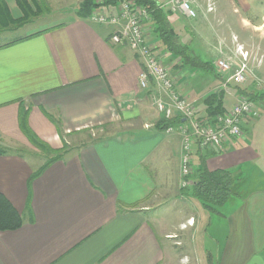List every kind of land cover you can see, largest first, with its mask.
<instances>
[{
    "label": "crops",
    "instance_id": "obj_1",
    "mask_svg": "<svg viewBox=\"0 0 264 264\" xmlns=\"http://www.w3.org/2000/svg\"><path fill=\"white\" fill-rule=\"evenodd\" d=\"M0 1L13 18L23 15L17 0ZM82 1L67 5L66 21L0 43V146L10 150L0 154V194L24 220L0 231V264H213V245L222 246L220 264H246L248 252L264 247V115L248 116L243 136L220 149L196 148L195 170L204 156L210 171L229 170L236 179L234 196L208 211L181 185L182 137L158 126L156 87L140 86L143 60L111 42V26L78 17ZM238 2L250 10L248 0ZM251 53L264 81V42ZM175 72L201 118L218 88L233 99L227 109L242 96L219 72ZM250 83L243 87L258 88L264 109V84ZM22 110L54 148L65 136L80 140L33 179L46 162L21 149L39 151L21 128ZM97 130L105 135L93 139ZM214 215L227 222L222 239L219 230L209 233Z\"/></svg>",
    "mask_w": 264,
    "mask_h": 264
},
{
    "label": "built area",
    "instance_id": "obj_2",
    "mask_svg": "<svg viewBox=\"0 0 264 264\" xmlns=\"http://www.w3.org/2000/svg\"><path fill=\"white\" fill-rule=\"evenodd\" d=\"M106 1L95 0L98 6L89 18L99 24L111 26V42L126 45L143 60L140 86L142 89H148L152 84L156 87L152 100L161 117L166 120L176 117L185 119L176 126L167 127L166 132H177L182 137L181 185L183 188L191 187L194 183L192 176L196 148L202 151L220 149L230 139L243 136L245 119L259 115L258 106L254 100L242 95L225 112L213 118L209 115L201 118L195 101L184 96L178 89V76L171 67L168 53L154 38L149 8L134 0H122L116 5L106 4ZM189 1L191 0H166L163 5H167L174 13L181 11L188 17L195 16ZM237 51L241 55L240 62H235L229 56L216 62L219 74L225 79L224 85L227 86L230 82L245 85L250 81L262 84L263 81L249 64V52L241 44Z\"/></svg>",
    "mask_w": 264,
    "mask_h": 264
},
{
    "label": "trees",
    "instance_id": "obj_3",
    "mask_svg": "<svg viewBox=\"0 0 264 264\" xmlns=\"http://www.w3.org/2000/svg\"><path fill=\"white\" fill-rule=\"evenodd\" d=\"M122 0H107L106 4L116 5ZM137 4L147 6L152 16V26L154 38L158 45L162 47L176 61L174 66L191 68L193 70H203L204 72L213 73L216 71L213 64L205 61L198 55L189 41H186L182 34L175 28L176 13L170 8L163 5L162 0H134ZM23 15L14 19L4 1H0V29L24 26L31 22L33 18L42 14V2L37 0H17ZM47 6V4H45ZM44 6V7H45ZM98 5L95 0H83L79 6L77 16L80 18H89L94 8ZM48 8V6H47ZM180 65V66H179ZM174 68V69H176ZM235 86H230V85ZM228 87L238 89L243 96H248L256 100L258 94L248 91L243 85L228 83ZM206 111L210 117L227 110L225 106V92H213L205 98ZM55 125L59 132L62 131L61 124L55 120ZM182 122V118L176 117L172 120L161 118L158 126L162 129L170 125H177ZM20 125L28 137L29 141L45 155H50V159L44 166L32 176V179L40 174L50 164L62 160L68 153L67 147L53 148L49 143L40 139L28 124V111L22 110L20 114ZM10 150L0 146V154H7ZM202 166L193 173V185L191 194L200 200L203 206L210 212H216L217 208L225 205L235 194L236 179L234 173L229 170L210 171L205 165V157L200 156ZM24 220L22 215L13 206V204L3 195L0 194V231L16 230L22 227Z\"/></svg>",
    "mask_w": 264,
    "mask_h": 264
},
{
    "label": "rangeland",
    "instance_id": "obj_4",
    "mask_svg": "<svg viewBox=\"0 0 264 264\" xmlns=\"http://www.w3.org/2000/svg\"><path fill=\"white\" fill-rule=\"evenodd\" d=\"M53 1L54 2L51 4L52 6L47 4L48 8L45 6L46 3L42 2V5L45 6H42L41 9L43 13L33 18L31 21H34L33 24L10 32L0 30V43L40 30L44 27L66 21L71 16V14H68L66 7L71 2V4H73L76 0H69V2L67 0ZM163 1L166 2V0H162V2ZM191 1H189L190 7L195 11L196 15L188 17L181 11H178V13H176L177 21L175 22V28L182 34V37H184L186 41L190 42L194 51L200 55L203 60L213 64L216 69L215 72H218V69L216 68V62L220 59H225L229 56L232 57L235 62H240L241 55L237 51V47L239 44H241L243 45L244 50L246 48L249 49V51L245 50L249 52V64L255 70V72L258 73L257 67L254 66L255 60L251 52L253 51V55L256 54L257 46H260L261 41L264 42V27L257 28V26H260L262 23H264V0H248L250 6L249 11H245L239 4L238 0ZM165 7L168 6L166 5ZM221 49L223 52H221ZM168 58L172 62V69L176 70L177 68L174 66L176 64V59H173L170 55ZM187 70L191 72L193 71V69L189 67ZM195 71L204 73L203 70ZM259 79L262 80L260 77ZM250 82V84L254 83V81ZM262 84H264V81ZM230 86L235 85L231 84ZM257 89H252L250 92L256 93ZM218 91H220L219 88ZM225 101L226 104L229 105L230 102L233 101L231 95H229ZM254 101L256 102V100ZM258 109L259 112L264 115V109L259 107ZM60 134L63 135L62 132H60ZM92 134L94 135L92 137L93 139L105 135L104 131L100 130H97L95 133H90L89 135L91 136ZM75 139L76 137L74 136L71 138L65 136V139L62 142V147L65 145L67 147V151H69L70 148L74 147L76 144L80 145V140ZM21 149L30 155L31 157H29L38 164L47 162L51 157L50 155H45L41 150H39L36 154V151L34 150V152H32L30 148ZM226 224V221L214 215L213 226L209 230V233H215L217 235V230H219L220 237L222 239L221 231L223 226L226 228ZM213 247L214 251L216 250V252L213 254L214 257L216 256V260L213 262V264H220L218 260L223 255L222 246L220 248L221 250H217L219 248L214 245ZM263 248L264 247L258 246V248H256L258 253L255 254L248 252L247 258L249 259L247 260L246 264H264ZM179 250L186 252V249L179 248ZM185 260L186 259H184V261Z\"/></svg>",
    "mask_w": 264,
    "mask_h": 264
},
{
    "label": "water",
    "instance_id": "obj_5",
    "mask_svg": "<svg viewBox=\"0 0 264 264\" xmlns=\"http://www.w3.org/2000/svg\"><path fill=\"white\" fill-rule=\"evenodd\" d=\"M182 121H185V119H182Z\"/></svg>",
    "mask_w": 264,
    "mask_h": 264
}]
</instances>
